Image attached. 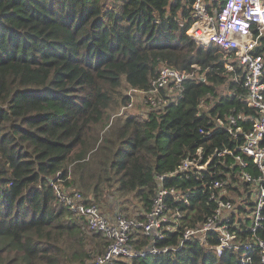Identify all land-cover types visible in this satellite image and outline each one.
Instances as JSON below:
<instances>
[{
	"label": "trees",
	"instance_id": "trees-1",
	"mask_svg": "<svg viewBox=\"0 0 264 264\" xmlns=\"http://www.w3.org/2000/svg\"><path fill=\"white\" fill-rule=\"evenodd\" d=\"M193 1L0 0V264H95L108 242L60 202L53 182L101 211L114 203L115 214L133 197L143 217L158 177L206 143L207 115L252 111L223 96L231 73L219 48L187 34ZM162 66L200 78L164 112L118 115L128 91L148 90ZM114 264L243 263L188 244Z\"/></svg>",
	"mask_w": 264,
	"mask_h": 264
},
{
	"label": "built area",
	"instance_id": "built-area-1",
	"mask_svg": "<svg viewBox=\"0 0 264 264\" xmlns=\"http://www.w3.org/2000/svg\"><path fill=\"white\" fill-rule=\"evenodd\" d=\"M190 15L194 22L187 34L204 48H219L231 73L232 86L223 96L237 97L252 111L207 115L210 127L201 130L206 143L174 172L158 177L152 208L143 217H111L86 203L79 190L66 191L53 182L60 202L88 232L108 242L95 264L175 253L188 244L218 257L234 252L243 264L257 253L264 264V0H194ZM196 78V73L162 66L148 90L128 91L130 102L117 114L140 106L138 113L164 112L184 97L186 81ZM200 106H206L203 100ZM165 180L174 183L165 185ZM196 215L203 218L193 221ZM171 239L175 242L164 243ZM144 241L147 245L140 247Z\"/></svg>",
	"mask_w": 264,
	"mask_h": 264
},
{
	"label": "rangeland",
	"instance_id": "rangeland-1",
	"mask_svg": "<svg viewBox=\"0 0 264 264\" xmlns=\"http://www.w3.org/2000/svg\"><path fill=\"white\" fill-rule=\"evenodd\" d=\"M127 92V91H126ZM139 105V104H138ZM144 108H142L141 106L140 107H136L134 110H137V111H142ZM112 201V199L110 200ZM123 203H121V206L123 208V211L121 212L123 215H126L128 217H132L134 216L133 212H134V209H135V204H137L136 200L131 197L129 198V200H126V199H123L122 200ZM113 205V206H112ZM114 208H115V204L112 203L111 206L108 208V209H103L102 212L105 213V212H109V215L110 214H113L114 213ZM120 213V214H121Z\"/></svg>",
	"mask_w": 264,
	"mask_h": 264
},
{
	"label": "crops",
	"instance_id": "crops-1",
	"mask_svg": "<svg viewBox=\"0 0 264 264\" xmlns=\"http://www.w3.org/2000/svg\"><path fill=\"white\" fill-rule=\"evenodd\" d=\"M114 215H115V213H113V214H110L109 216L113 217Z\"/></svg>",
	"mask_w": 264,
	"mask_h": 264
}]
</instances>
